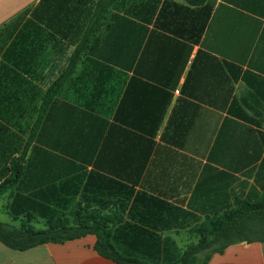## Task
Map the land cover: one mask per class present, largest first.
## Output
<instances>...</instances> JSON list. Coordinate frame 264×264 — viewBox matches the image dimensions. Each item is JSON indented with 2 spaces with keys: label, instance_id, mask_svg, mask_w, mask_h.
<instances>
[{
  "label": "crops",
  "instance_id": "obj_1",
  "mask_svg": "<svg viewBox=\"0 0 264 264\" xmlns=\"http://www.w3.org/2000/svg\"><path fill=\"white\" fill-rule=\"evenodd\" d=\"M247 94L264 104V0H0V184L24 157L0 222L81 209L115 221L121 255L180 264L194 230L264 196ZM96 243L0 242V264H119ZM208 254L264 264V242Z\"/></svg>",
  "mask_w": 264,
  "mask_h": 264
},
{
  "label": "trees",
  "instance_id": "obj_2",
  "mask_svg": "<svg viewBox=\"0 0 264 264\" xmlns=\"http://www.w3.org/2000/svg\"><path fill=\"white\" fill-rule=\"evenodd\" d=\"M198 4L199 1H193ZM79 54H76L75 58ZM60 82H57L48 93L42 104L43 113L52 102L58 92ZM241 103L252 113L247 116L242 110L237 113L241 119L257 124L255 118L264 121V104L254 95L247 94L241 99ZM237 105L234 102L233 109ZM43 113L40 118H42ZM24 157L12 161L13 177L0 184V199L9 189L18 182L23 171ZM79 209L71 216L60 214L56 210H48L44 214L47 218L45 229H36L32 225L33 215L28 213L21 220L20 225L0 222V242L8 248L25 251L40 245L64 244L83 238L87 235H95L97 253L119 264H147L146 262L121 255L112 243L115 221L110 217H102L96 213H88ZM264 196L257 202H242L237 209L226 212L218 219L210 220L206 225L198 227L193 233L199 236V242L191 245L185 251L180 264H208L210 255L205 259L200 254L209 252H222L229 245L240 242L254 243L264 242Z\"/></svg>",
  "mask_w": 264,
  "mask_h": 264
},
{
  "label": "rangeland",
  "instance_id": "obj_3",
  "mask_svg": "<svg viewBox=\"0 0 264 264\" xmlns=\"http://www.w3.org/2000/svg\"><path fill=\"white\" fill-rule=\"evenodd\" d=\"M1 204H3L2 201H1L0 205H1ZM4 219H6V215L0 213V220L3 221ZM259 233H260V234H261V233H264V231H263V230H260Z\"/></svg>",
  "mask_w": 264,
  "mask_h": 264
}]
</instances>
